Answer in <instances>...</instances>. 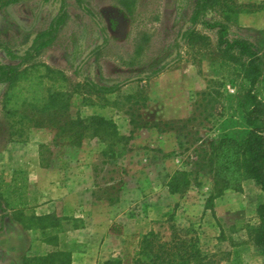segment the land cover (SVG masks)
<instances>
[{"label":"rangeland","instance_id":"374dc122","mask_svg":"<svg viewBox=\"0 0 264 264\" xmlns=\"http://www.w3.org/2000/svg\"><path fill=\"white\" fill-rule=\"evenodd\" d=\"M238 2L250 4L246 8L251 11L236 15L229 36L256 41L264 30V0ZM66 3L67 21L53 45L33 60L40 65L33 71L52 79L45 83V96L59 78L70 101L79 93L63 119L92 115L111 119L118 134L128 138V150L110 158L109 138L90 136L79 145L70 144L47 122L53 109L40 112L26 105L18 112H6L2 100L7 85L0 84V264H41L39 259L51 253L81 248L80 230L92 231L95 225L104 235L96 264L116 257L130 264L129 256L149 230L163 240L173 232L196 238L202 253L215 264H263L249 234L258 224L256 208L264 204L260 185L244 179L240 191L225 190L208 198L213 180L202 166L204 151L222 135L242 138L249 126L240 108V74L236 64L217 50L215 31L198 26L205 38L189 44L181 40L194 0H83L91 14L76 0ZM59 5V0H19L1 9L0 43L22 53L26 32L31 36L45 28ZM0 61L10 62L2 50ZM160 69L149 80H137ZM77 72L101 85H125L107 98L93 95L84 90ZM255 91L264 99V66ZM48 166L59 170L56 176L46 175V180L53 179L52 188L71 193L80 191L77 177L84 173L82 168L92 166L93 185L83 187L91 188L101 214L105 205L115 213L122 211L117 204L123 186L138 185L141 197L132 194L122 211L129 224L109 218L94 221L88 205L67 210L59 191L49 198L51 194L43 192L49 184L36 174L37 168ZM176 169L191 171L197 180L183 195L166 197L165 183ZM21 185L30 204L12 209L7 203ZM45 214H54L59 226L41 229L36 220H29L30 215Z\"/></svg>","mask_w":264,"mask_h":264},{"label":"trees","instance_id":"16d2710c","mask_svg":"<svg viewBox=\"0 0 264 264\" xmlns=\"http://www.w3.org/2000/svg\"><path fill=\"white\" fill-rule=\"evenodd\" d=\"M18 1L0 0V10ZM76 2L82 10L91 14L83 0H76ZM59 4L56 15L45 28L35 31L31 36L29 32H26L27 46L22 53L15 52L7 45L0 43V50L10 61L9 63L0 61V84L7 85L2 107L10 113L18 112L26 105L37 108L40 112L53 109L54 111L49 113L47 122L57 129L58 136L66 138L73 145L81 144L82 139L89 136L101 141L109 138V157L123 156L128 150V138L118 134L111 119L99 115L63 119L64 113L68 111L71 104L76 103L79 93L76 94L74 101H70L71 95L65 96L64 80L59 78L57 84L52 83L51 92L45 96V83L52 79L41 75L38 71H33L40 66L34 64L33 60L53 45L60 29L67 21L66 0H59ZM246 7L251 5L239 3L238 0H194L188 19L189 27L181 34L182 42L189 44L205 38L199 35L198 26L215 31L216 48L226 59L236 64L243 89L240 108L249 130L240 139L226 134L213 139L209 143V150L204 151L202 166L209 169L213 180V190L209 199L221 195L225 190L240 191L244 179H253L264 192V99L255 91L258 81L263 76L264 30L261 32L262 36L256 41L245 37L229 36L230 26L236 15L251 11ZM211 13H216L218 17L208 18V14ZM104 42L94 50L100 49ZM44 66L49 68L47 65ZM161 71L162 69L156 70L137 80H149ZM76 74L82 80L84 90L97 96L107 98L125 85V83L101 85L83 77L78 72ZM57 113L61 115L56 116ZM36 125L41 124L36 123ZM192 175L191 171L184 169L173 171L165 183L169 193L183 195L192 182L197 180ZM21 188L22 185L13 190L15 199L7 203L12 209H25L30 204V201L22 195ZM256 214L258 224L250 228L249 234L253 244L260 251L264 264V204L257 206ZM29 220H36L41 229L59 226V219L54 214L30 215ZM71 253L72 250L68 253L54 252L40 258L39 261L41 264H71ZM234 254L238 253L235 251ZM129 257L130 264H215L212 257L202 253L196 238L180 237L173 232L169 240H163L153 230H149L140 237L138 245ZM24 264L27 262L25 261ZM103 264H122V257L107 259Z\"/></svg>","mask_w":264,"mask_h":264},{"label":"crops","instance_id":"0c3cea01","mask_svg":"<svg viewBox=\"0 0 264 264\" xmlns=\"http://www.w3.org/2000/svg\"><path fill=\"white\" fill-rule=\"evenodd\" d=\"M82 169L84 173L81 171V174H79V176L77 177L78 178L77 182H80L81 188L79 189L80 191L75 192V193L74 192L71 193V191L64 190L63 187L62 188L58 187V189H54L52 188V184H51L53 179L49 180L47 177V180H46V175L56 176L57 174H59L58 169H55L54 171L49 166L39 167L37 168L36 174L41 177H45V180H46L45 182L49 184V186L47 185L48 189L43 191L45 192V194H51V192L52 194H54V192L56 191L61 192L59 193V195L63 199V201H65L64 203L68 205V209L66 208L67 210H73L77 206H79L80 209H82V208H86V206L88 205L87 206L88 209L91 211V213L94 216V221L99 219L102 222H106L109 218L110 219L109 222L113 221L121 225L129 224L130 218L128 220L127 217L123 216L122 211H124V208L130 205L129 197L133 196L132 194L135 195V198L141 197V190L140 188H138V185H134L133 189L132 187L130 189L127 184L123 186L122 191H121V197L117 204L119 208L122 209V211L120 210L119 212L115 213L113 212L110 206L105 205L103 209L104 213L101 214L98 210L95 209L96 207H98V205L94 204V197L92 195L91 188L86 189L83 187L88 182L89 183L91 182V185H93V168L92 166H89V167L85 166ZM83 175H85V177ZM37 182L45 184V182L42 179L37 180ZM164 188L165 189L163 191H165L166 197L170 196L174 198L175 195H177V194L169 193L166 186H164ZM52 194L49 197L51 199L54 198ZM91 206L93 207V210L90 208ZM110 210H112V212ZM93 227L95 228L97 227V229ZM93 227L92 228L94 230L92 229V231L89 227H85L80 230L77 241L79 243H82V245L84 246H82L81 248L77 247L74 250H72L71 264H96L97 255L102 250L101 239L104 235L102 234V232L98 230L99 229L98 226L95 225Z\"/></svg>","mask_w":264,"mask_h":264}]
</instances>
